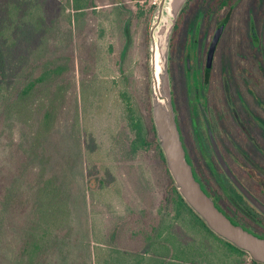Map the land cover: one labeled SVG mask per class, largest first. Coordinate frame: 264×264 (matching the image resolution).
Instances as JSON below:
<instances>
[{"label":"trees","instance_id":"16d2710c","mask_svg":"<svg viewBox=\"0 0 264 264\" xmlns=\"http://www.w3.org/2000/svg\"><path fill=\"white\" fill-rule=\"evenodd\" d=\"M120 1L112 0L113 4ZM196 2L190 0L185 10L199 5L220 14L225 8L228 20L233 14L219 43L216 73L210 77L211 69L206 71L208 85L203 102L211 115L210 131L232 169L264 201V185L252 171L253 167L264 172V0ZM95 7L91 0H0V264H41L47 255H57L58 249L60 255H66L63 249L71 244L74 249L78 245L86 248L83 254L79 250L80 255H87L80 264H89L88 256L92 255L90 180L86 179V143L81 122L89 82L81 80L84 87L82 84L79 100L75 50L81 49V45L77 44L74 31L81 17ZM70 8L75 16L67 10ZM122 33L126 37L125 56L132 42L128 23L122 27ZM176 35L175 32L172 50L178 42ZM63 64L72 68L73 93L66 89ZM173 76L177 82L174 107L186 157L197 179L207 185L209 191L203 187L206 193L226 198L227 194L212 174L211 163L194 139L188 105L179 93L180 79ZM63 116L70 124L69 134L62 135L61 139V135L54 133L53 125L60 123ZM128 118L135 132L132 151L154 148L165 167L169 187L164 202L171 206L170 213L155 218L157 224L148 227L149 231H141L145 238L144 252L135 255L136 263L130 264H232L234 256V260L242 264L245 257L250 258L245 251L212 231L181 196L158 143L152 117L146 123L130 108ZM217 166L222 171L218 163ZM235 191L239 200L246 201L236 188ZM231 208L234 213L220 207L234 222L264 236L253 228L255 223L248 215H243L237 207ZM248 210L260 215L251 205ZM242 217L250 224L243 222ZM179 221L187 224L193 234L189 240L173 234L172 229ZM260 221L264 222V216ZM257 226L264 230L263 226ZM121 229L119 225L108 235L107 243L115 241L122 245ZM167 231L173 234L172 239ZM211 237L238 255H206L208 252L204 249H210ZM174 249L175 254H170ZM127 254L119 246L111 256L112 261L105 263L128 264L125 263ZM251 260L253 264H262ZM46 262L72 264L64 257L51 258V261L47 257Z\"/></svg>","mask_w":264,"mask_h":264},{"label":"rangeland","instance_id":"374dc122","mask_svg":"<svg viewBox=\"0 0 264 264\" xmlns=\"http://www.w3.org/2000/svg\"><path fill=\"white\" fill-rule=\"evenodd\" d=\"M91 1L95 2L96 10L89 8L88 14L80 18L79 25L74 31L76 42L81 45V49L75 50V79L79 100L83 91L81 85L83 84L84 87L81 80L89 82L85 92L86 109L83 111L81 108V122L86 143L84 166L86 179L90 180L88 202L92 255L88 256V260L89 264H106V260L112 261L111 256L115 255L117 247L120 246L121 250L128 253V261L125 263L130 264L136 263L135 255H143L145 238L142 232L149 231L148 227L157 224L155 218L170 213L171 209L167 201L164 202V195L169 187V177L165 167L154 148L132 151L131 142L135 132L128 118L130 108L134 114L135 112L140 114L146 123H149L152 117L148 66L149 24L160 0H121L115 4L112 0ZM67 10L75 16L72 8ZM199 11L202 14L204 9L200 6ZM222 11L225 12V8ZM198 19L200 20L199 12L194 22ZM127 23L130 25L132 42L124 56L126 37L122 33V27ZM199 37L200 40L203 39V35ZM199 37L189 36L188 43L192 38ZM63 65L66 89L73 93L72 68ZM182 65L183 61L180 63L183 73ZM179 85L188 105L194 139L198 148L211 163L210 169L216 181L220 182L222 190L227 194L226 198L219 197L220 203L232 213L234 209L231 206L237 207L243 215H248L247 217L255 223L253 224L255 230L264 233V230L257 226L264 227V222L260 221L264 215L258 210L256 211L260 215H253L248 210L251 204L246 199V201L238 199L233 184L224 172L217 168L218 162L216 163L215 157H212L213 152L203 119L192 98L194 90L188 97L184 84ZM69 124L70 122L63 116L60 123L53 125L54 133L61 135L62 139V135L69 134ZM252 171L256 179L264 185V172L256 171L253 167ZM242 221L250 224L244 217ZM119 225H122L123 244L119 245L112 241L110 245L105 239L116 231ZM134 231L138 232L133 233ZM172 232L186 240L193 235L187 224L180 221L174 225ZM151 233L154 234L153 231ZM166 234L172 239L171 232L167 231ZM166 243L168 245V242ZM209 243L213 252L204 249L208 252L206 255H238L231 253L224 243L214 237H211ZM174 247L175 245H172V248ZM60 248L62 250V245ZM79 250H82L81 254L87 252L82 245L74 249V245L71 244V247L63 249L66 255H60L58 249L57 255H47V257L50 261L51 258L53 260L64 257L72 264H80L82 260H86L87 255H80ZM169 253L174 255L175 249ZM47 257L41 264H47ZM234 257H231L232 264L237 263ZM244 260L242 264H253L249 257H245Z\"/></svg>","mask_w":264,"mask_h":264},{"label":"water","instance_id":"95a60500","mask_svg":"<svg viewBox=\"0 0 264 264\" xmlns=\"http://www.w3.org/2000/svg\"><path fill=\"white\" fill-rule=\"evenodd\" d=\"M189 0H160L149 24V73L151 113L158 143L164 154L168 170L177 190L187 204L217 235L245 251L251 259L264 264V236L244 225L234 222L208 195L196 179L188 161L177 124L172 100V79L169 70L173 31L179 15ZM222 23L216 29L208 49L211 64L217 44L225 29ZM200 115L209 135L212 152L226 177L244 198L262 215L264 201L259 198L235 173L223 150L210 131L211 116L204 103L198 105Z\"/></svg>","mask_w":264,"mask_h":264},{"label":"flooded vegetation","instance_id":"af4514ba","mask_svg":"<svg viewBox=\"0 0 264 264\" xmlns=\"http://www.w3.org/2000/svg\"><path fill=\"white\" fill-rule=\"evenodd\" d=\"M196 1H199V0H193L194 3H197ZM188 2H190V0ZM187 4L185 5L181 14L179 15L176 26L174 28V33L175 32L177 33L176 37H178V42H176L175 46L173 45V50L171 52V55H173L172 56L173 66L171 67V71H170L171 79H172V100L174 104L175 102L174 87L177 86L176 85L177 82L173 75H177L180 79L179 84L181 85L182 83L184 84L185 91H187L186 95H188V97H190V92L194 90V94H193L194 96L192 98H194L193 100L198 107L200 102L204 103L203 100L207 93V90H206L207 87L205 88V86L208 85V83H205L206 71L208 69H211L210 77L211 76L213 77L216 73L215 62H216L218 51H219V43L222 37L224 36V34L228 30L230 19L233 14L229 16V20H228L227 18L228 13L226 10L225 12L222 11L223 13L221 12L220 14H218L215 9L210 10V9L205 8L204 12L201 14L199 11V7H200L199 5L196 6V8L194 6H189L185 10ZM184 10H185V13H184ZM198 12L200 15V20L198 19V21L194 22V20H196V17L198 16ZM224 21H226L225 29L217 44L214 58L212 60V63L210 64L208 62V49H209L211 40L216 32V29L218 28L219 25L224 23ZM193 23H195V25ZM254 32L255 31L251 27L250 33L253 34ZM191 35L192 36L198 35V37L203 35V39L200 40V37L196 39L192 38V40H190V43H188L189 36ZM185 38L187 41L185 40ZM200 42H202V44H200ZM182 61H183L182 66L184 68L183 73H182V67L180 66V63H182ZM174 64L176 65L174 66ZM169 70H170V66H169ZM179 93L182 97L184 96L180 87H179ZM204 104L207 107L206 103ZM207 108L209 110V107ZM203 125L205 127V130H207L205 124ZM195 177L197 179L196 175ZM198 181L201 183L202 188L205 187L209 191L205 183H202L200 180ZM212 197L215 200L216 204L219 206V208L223 206L219 201V197H220L219 195L217 196L213 195Z\"/></svg>","mask_w":264,"mask_h":264}]
</instances>
